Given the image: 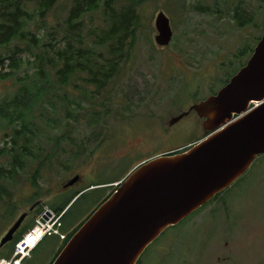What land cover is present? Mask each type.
<instances>
[{"label": "rangeland", "instance_id": "1", "mask_svg": "<svg viewBox=\"0 0 264 264\" xmlns=\"http://www.w3.org/2000/svg\"><path fill=\"white\" fill-rule=\"evenodd\" d=\"M70 5V0H60L53 21L62 22ZM258 5V0H145L139 9L141 26L132 54L102 95L89 103L71 88L69 96L82 104L72 113L74 119H68L60 101L43 119L31 123L34 141L43 148L42 158L49 156L50 163L34 184L33 174L41 156H29L10 183L8 190L15 204L6 207L8 197L0 199V242L12 224L9 218L15 214V222L26 212L23 229L44 206L66 205L62 226L81 224L135 165L136 158L129 152L145 137V131L154 130V154L202 139L204 128L195 111L174 127L167 122L216 93L247 62L250 49L264 31L257 20L242 27L241 17L248 6L254 9ZM159 11L168 16L174 31L167 46L155 42ZM93 18L95 23H102L99 13ZM31 28L41 38L47 30L34 23ZM35 50L21 52L18 56L23 62L15 75L0 80V102L14 96L19 75L35 73ZM7 71L9 65L0 67V72ZM47 116L53 122H44ZM3 123L0 119V148H11L12 138L5 135L12 127ZM25 140L20 138L18 144ZM7 162L8 158L0 154V163ZM77 175L78 180L64 188ZM221 193L168 227L146 248L137 264H264V154ZM61 247L56 235H48L25 263L51 264Z\"/></svg>", "mask_w": 264, "mask_h": 264}, {"label": "water", "instance_id": "2", "mask_svg": "<svg viewBox=\"0 0 264 264\" xmlns=\"http://www.w3.org/2000/svg\"><path fill=\"white\" fill-rule=\"evenodd\" d=\"M155 27V42L169 45L173 29L163 11L156 15ZM252 101L259 104L248 110ZM192 110L202 120L204 137L185 151L156 155L136 167L84 220L51 264H137L168 227L230 187L264 154V33L224 86L167 125ZM26 217V212L18 217L0 246L13 240Z\"/></svg>", "mask_w": 264, "mask_h": 264}, {"label": "trees", "instance_id": "3", "mask_svg": "<svg viewBox=\"0 0 264 264\" xmlns=\"http://www.w3.org/2000/svg\"><path fill=\"white\" fill-rule=\"evenodd\" d=\"M59 1L0 0V67L10 66L9 72H0V80L15 75L23 62L18 56L21 52L36 49L33 52L35 73L23 77L19 75L14 96L0 102V119L4 121L3 125L12 127L5 135L11 136L12 147L0 148V154L8 158L7 163H0V199L8 197L6 207L15 204L8 187L25 167L26 159L41 156L33 174L34 184L38 183L43 167L50 163L49 156L42 158L43 148L34 141L36 135L32 134L31 123L43 119L50 108L57 107L60 101L68 119H74L72 113L82 104L76 97L69 96L71 88L89 103L102 95L109 82L120 72L121 64L132 54L141 26L139 9L145 0H124V4H120L121 0H70L66 17L58 23L53 21V11ZM96 13L101 15L102 23L94 22ZM32 23L47 29L43 38L33 31ZM41 46L42 49L38 50ZM3 48H6L5 52ZM78 80L84 81V84H79ZM49 119L53 122L50 116L44 122ZM23 137L27 140L19 145L18 140ZM51 207L61 212L66 205ZM14 218L15 214L9 218L12 224ZM34 222L35 218L23 229L21 227L14 239L8 242V248L1 246L0 258L12 256L16 242ZM12 224L9 223L10 227ZM63 230L66 232L65 226Z\"/></svg>", "mask_w": 264, "mask_h": 264}, {"label": "flooded vegetation", "instance_id": "4", "mask_svg": "<svg viewBox=\"0 0 264 264\" xmlns=\"http://www.w3.org/2000/svg\"><path fill=\"white\" fill-rule=\"evenodd\" d=\"M259 1V5L258 8H254L252 9L250 6H248V10H246V12H248V15L246 14V12L244 11L242 14L241 19L244 21H241L240 24H243V26L245 25H249L252 24L253 21L257 20L258 21V25L260 28L263 29L264 31V0H258ZM173 29V28H172ZM264 33V32H263ZM263 35V34H262ZM262 35H259L257 37V41L256 44L254 45L253 49L255 48V46L257 45L258 41L260 40V38L262 37ZM173 38H174V31H173ZM172 38V39H173ZM250 49V50H251ZM252 50V52H253ZM251 52V54H252ZM208 97V96H207ZM206 98V97H205ZM203 98V99H205ZM202 100V99H200ZM198 100V101H200ZM190 108V107H189ZM188 108V109H189ZM187 109V110H188ZM185 110V111H187ZM194 111V110H192ZM192 111H190L189 113H191ZM183 112V111H182ZM196 112V111H195ZM188 115V114H187ZM186 115V116H187ZM184 118V117H183ZM183 118H181L179 121H181ZM179 121H177L176 123H178ZM169 126V127H174L175 124ZM171 130V129H169ZM145 137H142L141 140L137 141V143L135 145H133L130 149L129 154H131L132 156H134L135 159V165H133L125 174L122 178H120L118 181H123L124 178L130 173L132 172L136 167H138L139 165H141L142 163L148 161L149 159H151L152 157L159 155V154H163V153H175V152H181V151H185L188 148L191 147L192 143H194L195 141H192L190 143L184 144V145H177V146H169L170 148L166 147V148H162L160 149L161 151H159L158 153L154 154V130H147L144 132ZM71 186V185H70ZM69 187V186H68ZM64 188H66L64 186ZM115 189V188H114ZM114 191V190H113ZM112 191V192H113ZM111 192V193H112ZM110 193V194H111ZM80 225V224H79ZM78 225V227H79ZM77 226H74L72 228H67L65 227V230L67 232V236L70 235V233L76 228ZM61 245H64L66 242L65 240H60Z\"/></svg>", "mask_w": 264, "mask_h": 264}, {"label": "built area", "instance_id": "5", "mask_svg": "<svg viewBox=\"0 0 264 264\" xmlns=\"http://www.w3.org/2000/svg\"><path fill=\"white\" fill-rule=\"evenodd\" d=\"M61 226L62 213L45 206L34 226L16 243L13 255L10 258H0V264H26L32 250L45 235L65 237Z\"/></svg>", "mask_w": 264, "mask_h": 264}]
</instances>
